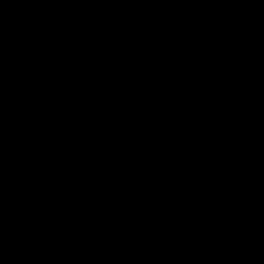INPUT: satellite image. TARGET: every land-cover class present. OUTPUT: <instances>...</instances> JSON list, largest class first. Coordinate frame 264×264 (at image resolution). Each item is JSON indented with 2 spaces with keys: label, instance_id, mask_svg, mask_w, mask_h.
Wrapping results in <instances>:
<instances>
[{
  "label": "water",
  "instance_id": "95a60500",
  "mask_svg": "<svg viewBox=\"0 0 264 264\" xmlns=\"http://www.w3.org/2000/svg\"><path fill=\"white\" fill-rule=\"evenodd\" d=\"M0 264H264V0H0Z\"/></svg>",
  "mask_w": 264,
  "mask_h": 264
}]
</instances>
